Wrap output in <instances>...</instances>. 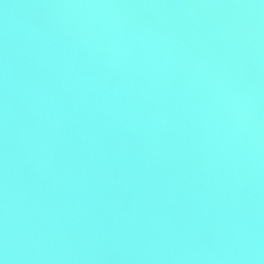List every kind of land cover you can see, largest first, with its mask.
Returning <instances> with one entry per match:
<instances>
[{
  "label": "water",
  "instance_id": "obj_1",
  "mask_svg": "<svg viewBox=\"0 0 264 264\" xmlns=\"http://www.w3.org/2000/svg\"><path fill=\"white\" fill-rule=\"evenodd\" d=\"M3 264H264V0H0Z\"/></svg>",
  "mask_w": 264,
  "mask_h": 264
},
{
  "label": "clouds",
  "instance_id": "obj_2",
  "mask_svg": "<svg viewBox=\"0 0 264 264\" xmlns=\"http://www.w3.org/2000/svg\"><path fill=\"white\" fill-rule=\"evenodd\" d=\"M0 264H3V261L2 260H0Z\"/></svg>",
  "mask_w": 264,
  "mask_h": 264
}]
</instances>
